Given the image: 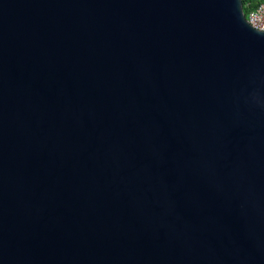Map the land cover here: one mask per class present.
Instances as JSON below:
<instances>
[{"label": "water", "instance_id": "obj_1", "mask_svg": "<svg viewBox=\"0 0 264 264\" xmlns=\"http://www.w3.org/2000/svg\"><path fill=\"white\" fill-rule=\"evenodd\" d=\"M0 264H264L243 0H0Z\"/></svg>", "mask_w": 264, "mask_h": 264}, {"label": "built area", "instance_id": "obj_2", "mask_svg": "<svg viewBox=\"0 0 264 264\" xmlns=\"http://www.w3.org/2000/svg\"><path fill=\"white\" fill-rule=\"evenodd\" d=\"M246 19L254 29L264 31V5L250 11Z\"/></svg>", "mask_w": 264, "mask_h": 264}, {"label": "trees", "instance_id": "obj_3", "mask_svg": "<svg viewBox=\"0 0 264 264\" xmlns=\"http://www.w3.org/2000/svg\"><path fill=\"white\" fill-rule=\"evenodd\" d=\"M260 5H264V0H243V10L247 17L250 11L255 10Z\"/></svg>", "mask_w": 264, "mask_h": 264}]
</instances>
